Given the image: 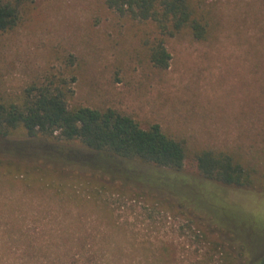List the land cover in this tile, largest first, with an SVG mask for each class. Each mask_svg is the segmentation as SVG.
Wrapping results in <instances>:
<instances>
[{"label":"rangeland","instance_id":"1","mask_svg":"<svg viewBox=\"0 0 264 264\" xmlns=\"http://www.w3.org/2000/svg\"><path fill=\"white\" fill-rule=\"evenodd\" d=\"M200 10L208 37L169 39V67L157 71L145 58L149 25L118 16L104 0H35L25 22L0 37V96L18 95L48 69L71 67V105L115 109L143 129L159 125L185 146L186 174L196 172L201 149L241 155L255 169L254 188L225 189L217 205L229 228L202 222L188 230L162 208L95 195L89 175L41 166L48 179L38 186L0 175V264H255L264 257V0H205ZM1 144L24 147L16 139ZM35 144L24 148L76 164L101 161L68 145Z\"/></svg>","mask_w":264,"mask_h":264},{"label":"trees","instance_id":"2","mask_svg":"<svg viewBox=\"0 0 264 264\" xmlns=\"http://www.w3.org/2000/svg\"><path fill=\"white\" fill-rule=\"evenodd\" d=\"M204 1L104 0V5L122 18L150 26V35L143 42L145 58L155 70L165 71L171 60L166 47L169 39L181 33L196 41L208 37V23L200 10ZM34 2L0 0V37L25 22ZM69 59L73 66L74 58ZM75 82L71 67L48 69L18 95L0 96V175L10 181L24 178L31 186L48 179L47 171L38 169L41 166L76 172L77 177L89 175L90 182L95 180L91 186L95 195L110 193L138 200L149 211L162 208L182 218L188 230L203 226L202 222L210 229L229 228L217 203L224 199L226 188L253 190V166L232 151L206 148L194 154L196 172L186 174L183 143L165 134L159 125L143 129L131 116L115 109L71 105ZM7 139L22 141L24 147L25 143L35 146L42 142L68 145L101 161L76 164L39 150L5 147L1 141ZM202 236L195 234L196 239ZM255 264H264V257Z\"/></svg>","mask_w":264,"mask_h":264}]
</instances>
